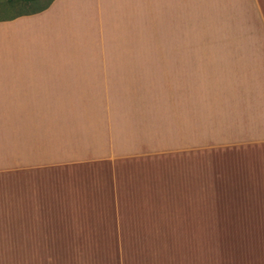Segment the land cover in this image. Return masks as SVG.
<instances>
[{
  "label": "crops",
  "instance_id": "0c3cea01",
  "mask_svg": "<svg viewBox=\"0 0 264 264\" xmlns=\"http://www.w3.org/2000/svg\"><path fill=\"white\" fill-rule=\"evenodd\" d=\"M243 1L264 27L257 0ZM220 2L235 0H44L0 17V187L18 185L1 201V249H106L111 264H172L180 250L197 264L186 251L204 234L244 233L259 235L264 264V176L252 172L264 163V44L133 45ZM209 160L218 175L205 179ZM227 162L252 168L227 177Z\"/></svg>",
  "mask_w": 264,
  "mask_h": 264
},
{
  "label": "rangeland",
  "instance_id": "374dc122",
  "mask_svg": "<svg viewBox=\"0 0 264 264\" xmlns=\"http://www.w3.org/2000/svg\"><path fill=\"white\" fill-rule=\"evenodd\" d=\"M44 0H35L26 2L15 0L9 7L5 6L0 9V17H7L14 13L30 10L38 7ZM30 3V4H29ZM243 0H235L230 8L223 9V3L220 2L219 10L203 9L199 11H189L180 17L166 19L162 27L158 28L156 40L154 42L141 41L133 43L134 47L139 49H188V50H205V51H229V50H253L260 49L264 42L259 41L264 34V27L259 23L257 11ZM257 6L264 12V2L257 0ZM187 39V40H183ZM126 45V44H125ZM216 162H204L202 176L205 179L218 175ZM242 163L227 162L224 167V174L227 177H244L245 168L249 171L251 165L241 166ZM243 169V170H242ZM188 172H192L191 168H187ZM264 176V163L260 164L258 172L255 176ZM207 192L211 193L208 186L205 187ZM18 191V185L12 187H0V208H3V194L14 195ZM206 192V191H205ZM11 209L17 208L18 199L11 196ZM17 220V219H16ZM13 220V221H16ZM2 223V219H0ZM18 230L17 225L12 227V242L14 238L19 236L18 233L13 235V231ZM203 250H189L198 258L197 264H260L259 251L255 249L254 241L258 239V234H204ZM13 249L5 250L0 248V264H42L51 259H59L61 263H68L70 258L73 264H103L94 263L96 259L105 257L106 264L114 262L116 251L106 249H71V250H55V249H31L22 250L16 248L19 243H11ZM169 252V253H168ZM180 250L167 251L174 257L172 264H180L176 257L181 253ZM190 254V253H189ZM98 262V261H97ZM50 264V262H49Z\"/></svg>",
  "mask_w": 264,
  "mask_h": 264
},
{
  "label": "trees",
  "instance_id": "16d2710c",
  "mask_svg": "<svg viewBox=\"0 0 264 264\" xmlns=\"http://www.w3.org/2000/svg\"><path fill=\"white\" fill-rule=\"evenodd\" d=\"M15 0H0V9L7 6L9 7V5H11V3H13ZM22 1H28V2H33L35 0H22Z\"/></svg>",
  "mask_w": 264,
  "mask_h": 264
}]
</instances>
